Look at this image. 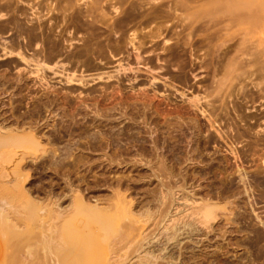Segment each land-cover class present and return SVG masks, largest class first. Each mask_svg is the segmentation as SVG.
<instances>
[{
    "label": "bare ground",
    "instance_id": "1",
    "mask_svg": "<svg viewBox=\"0 0 264 264\" xmlns=\"http://www.w3.org/2000/svg\"><path fill=\"white\" fill-rule=\"evenodd\" d=\"M163 1L156 9L152 0H84L81 7L76 0H0V59L11 58L7 60L9 63L3 60L0 67L14 66L20 71L16 75L12 70V73H1L0 70V89H16L23 95L13 98L16 105L11 103L14 105L12 118L11 115L5 117L0 123V218L15 239L10 244L13 252L5 259L9 264H44V253L52 250L51 264H256L264 260V219L261 211L257 212L264 205L261 208L259 198L252 197L256 183L259 189V185L264 184L260 177L264 172V36H260L264 34V0ZM108 6L114 8V17L108 16L111 11L107 13L104 8ZM160 18L166 20L159 23L155 32L152 26L145 38H158L172 19L183 24L181 31L174 28L177 32V36L174 35L177 37L176 55L171 53L168 57L178 63L175 66L178 72L173 76L175 81L186 87L192 85L194 89V79L199 73L195 74V70L210 66L213 70L208 78L210 82H206L208 76L198 80L207 83L200 82L204 88L202 95H194L193 91L198 88L191 91L193 97L188 106L180 110L179 107L176 120L165 123L169 130L166 136L150 135L151 148L145 146L147 139L142 136L145 132L139 124L138 127L129 124L123 131H115L107 122V130L95 132L91 128L97 125L96 118L89 116L87 119L88 114H84L87 120L81 125L69 120L67 132L60 130L64 120L59 126V123H52L53 128L47 135L40 122L53 103L48 97L45 101L41 98L33 100L32 111L26 118L17 114L25 102L27 93L24 95L23 91L31 83H38L46 87L45 90L52 88L54 84L48 71L65 83L81 81L85 84L89 80L114 77L120 82L121 73L135 68L140 70L141 67H132L122 55L127 45H131L137 51L136 64H146L141 50L144 41L138 38L140 29L137 26V31L129 34L127 28L136 20L139 25H150ZM69 24L74 27L72 36L74 30L84 32L81 50L68 51L71 45L68 47L66 42L74 40L64 37L71 32ZM99 24L107 28L106 33L98 28ZM171 30L168 35L173 32ZM238 32L241 38L233 54L223 50L225 45L238 38L235 35ZM171 34L164 43L174 44L171 40L175 37ZM257 34L260 35L257 37ZM169 59L164 60L168 62ZM76 62L81 63L79 75L73 66H69L78 65ZM111 62H116V70H105ZM191 75L195 84L191 82ZM38 85L37 88H41ZM188 89L177 91L186 96ZM186 114L194 115L184 121L182 117H187ZM225 125L227 131L223 128ZM257 127L258 131H255ZM251 131L255 132L256 139L252 137L254 142L249 145L260 147L258 151L251 147L252 155H258L262 164H259L260 160L259 163L255 161L261 167L254 168L253 164L254 170H247L253 171L250 174L244 163L248 160H245V155L248 158L245 153L251 152H245L239 144L243 138H246L243 142L248 141L245 136L249 134L250 138ZM123 141L129 146H123ZM212 144L217 147L216 152L228 155L224 154L222 159L216 155L219 160L214 155L208 159L207 150ZM135 147L143 153L135 155ZM162 148L165 152L159 151ZM97 152H103L102 156L96 158ZM126 159L135 167L146 168L139 170L136 177L111 176L112 166L121 165ZM196 161L202 164L197 172L191 167ZM222 163L226 165L222 167ZM79 169L83 174L75 181L71 172ZM95 169L103 173L95 175L92 172L94 175L90 176L88 173ZM61 170L69 173L60 177ZM36 173L39 176L34 177ZM199 176L214 177L213 183H209L211 187L206 185L210 199L206 196L207 200L204 198L206 201L195 206L192 213L182 215L181 210H175L182 204L183 197H186L185 202L191 200V204L201 201L194 198L197 195L194 180L200 179ZM179 192L181 196L177 197ZM67 197L69 201L65 203ZM230 197L239 198L242 205H236L235 200L227 201ZM212 198L216 200L214 204ZM225 201L229 212L224 215V220L233 229L220 225L215 229L212 222L216 217L215 210L226 209ZM45 215L54 216L60 222L56 227H49L41 222ZM36 220L39 223L34 227ZM246 231L239 238L231 235ZM210 234H218L226 246L217 242L209 252L203 242L212 241ZM242 246L244 254L234 259L226 258Z\"/></svg>",
    "mask_w": 264,
    "mask_h": 264
},
{
    "label": "rangeland",
    "instance_id": "2",
    "mask_svg": "<svg viewBox=\"0 0 264 264\" xmlns=\"http://www.w3.org/2000/svg\"><path fill=\"white\" fill-rule=\"evenodd\" d=\"M154 1V6L156 9H159L160 5H163L161 3H163L164 1L163 0H152V2ZM76 2L78 3V7H81V4H83L84 0H76ZM119 6V5H118ZM149 6V7H148ZM166 6V5H165ZM164 6V7H165ZM84 7V5H83ZM148 7V9L150 8V5H146V8ZM106 8V12H110L111 13H108V16L110 14V17H114L116 15V12L114 10V8L112 6H108V7H104ZM166 9L167 6L165 7ZM112 9V10H111ZM114 11V12H113ZM151 11V10H150ZM148 11V12H150ZM114 14V15H113ZM165 18H160V19H156L155 22L151 23L150 25H139V23L137 22L138 20L133 21L127 28V33L131 34L134 30L137 29V26H138V29H140V31L142 30V27H146L142 32L138 31V38L139 40H143L144 41V44H143V48L141 49L143 51V55L144 58L142 60H144L146 62V64H139L137 65L136 64V59H135V54L137 51L134 50V48L131 46V45H127L126 47V50L124 51V53H122V55L124 56V58H126V61L129 60L132 64V67H138L140 68V70H137L136 68L134 70H128V71H125V73H121L120 74V78L122 79L120 82L118 81L117 78H111V79H100V80H95V81H90L89 80V83L86 82L85 84L84 83H81L80 82H71V83H65V81L63 82L59 77L58 75H55L48 71L47 74L48 76L50 75L51 77V83L54 84L52 86V88H48V90H45L47 89L46 87H42L40 85H38V83L36 85H32L33 83H31L30 86H28V88H26L24 91H23V94L25 95V93H27L25 95V102L23 103V105H21L20 109V112L17 113L18 115H23V117H27L28 116V113L32 111V108H33V105H31L32 103H34L36 100H41L42 101H45L46 99H50L53 101L52 103V107L50 106V110L47 111L44 115V118L42 119V121L40 122V124L42 125V129H43V132L47 135L49 133V131L53 128V125H51L52 123L55 125H57L58 123V126L61 125V122H63L64 120V123H63V126H65L66 129H63L64 127L61 126L60 127V130L63 132H67V125L69 124V120L71 122V119L75 120L79 125H81V123H85L86 120L91 117H95L96 118V126H92V131H95V132H104V130H107L108 126H111L113 127V130L115 131H123V128L129 124H135L137 126V124H139V127L141 130H143L142 132H145V133H142L143 137L145 136L144 139H147V142L145 144V146H147V148H151L152 147V143L150 142V135H159L160 138H162L164 135L166 136V132H168L169 130H167L166 128L168 127V125H166L168 123V121H174L176 120L175 117H177V114L178 111L183 107H186V105L188 106L189 104V99L191 97H193V93L195 92L194 95H197V94H200L202 95L203 93V89L202 88V83L205 85L207 84L206 82H210V79H208L210 77V72L212 73V70H213V67H209L208 69H203V70H195V74H197V78L194 79L196 80V84H195V81L193 80V75H191L192 77V80L191 82H193L192 84H195L194 85V89L192 88V85H187V87L183 84L181 85V83H179L178 81H175V78L173 76H175L178 72V67H175L177 66V62L175 61V59L170 58V55L172 53V55H176V43H177V34L175 35V29L177 28L176 31H178L179 29L182 30V23L180 24V20H176V19H172L170 20V23L167 22L166 25H167V28H163V30L160 32V36H156L158 38H154L153 37L150 39V38H145L147 37V32L149 30H154V32L156 31V27L159 25V23L161 24ZM114 19L111 20V22L113 21ZM159 20H162V21H159ZM176 20V21H174ZM159 21V22H158ZM202 21V20H201ZM134 23V24H133ZM158 23V24H157ZM169 24V25H168ZM172 24V25H171ZM179 24V25H178ZM200 24V21L196 24V26H198ZM155 25V26H154ZM174 25V26H173ZM70 26L71 24L68 25V29L69 31L71 32H67L69 34V36H67L68 34L66 33L64 35V37H70L69 40L71 39H74V40H71L70 42H66V44L68 45V47L70 46V49H68L69 52H75L77 50H81V47H82V41H81V38L82 36V33L84 32H81V30H79L80 32L78 33L77 31L74 30V34L73 36L75 35V37L73 38L72 36V32H73V29L74 27L71 26V29H70ZM153 26V27H152ZM173 26V27H172ZM141 27V28H139ZM150 27V28H149ZM152 27V29H151ZM181 27V28H180ZM98 28H101V31L103 32H107V28L101 24L98 25ZM131 28V29H130ZM173 28V29H172ZM175 28V29H174ZM104 29V30H103ZM172 29L173 32H171L173 34V36L175 37L174 39H172L171 41L175 44H172L170 41L167 42V43H164L166 39H168L170 37V34L169 35L167 34L168 32H170V30ZM100 30V29H99ZM171 30V31H172ZM179 30V31H181ZM137 31V30H136ZM146 31V32H145ZM165 32V33H164ZM186 33V32H184ZM183 33V34H184ZM171 34V35H172ZM238 34V35H237ZM163 35V36H162ZM165 35V36H164ZM167 35V36H166ZM238 38H236L235 40L229 42L227 45H225V47H223V50H229V52L231 54H233V52L235 51L234 48H236V46H238L239 44V40L241 38V36H239V32L235 34ZM260 34H257V37L259 36ZM141 36V37H140ZM169 36V37H168ZM260 36H264V34H261ZM143 37L145 38V40L143 39ZM165 39H164V38ZM255 37V38H257ZM104 38V37H103ZM153 41V42H152ZM175 41V42H174ZM71 42H74V43H71ZM82 42V43H81ZM73 44V45H72ZM167 44V45H166ZM172 44V45H171ZM171 47H168L170 46ZM174 45V46H173ZM130 46V47H129ZM67 47V48H68ZM78 47V48H77ZM227 47V48H226ZM130 48V49H129ZM165 48V49H164ZM166 48H169V49H166ZM72 49V50H71ZM76 49V50H75ZM157 49V50H156ZM140 50V52H142ZM150 50V51H149ZM169 52H167V51ZM188 50V49H187ZM234 50V51H233ZM174 51V52H172ZM167 52V53H166ZM126 55V56H125ZM128 55H129V59H128ZM169 57V58H168ZM6 58V56H5ZM3 59L5 60V62L9 63V61L11 60L10 57H7V59ZM149 58V59H147ZM161 58V59H160ZM190 58V57H189ZM8 59H10L9 61H7ZM147 59V60H146ZM164 59H169L168 62L165 61ZM0 59V63L3 61ZM149 60H150V63H149ZM81 61V59H80ZM173 61V62H172ZM175 61V62H174ZM4 62V61H3ZM168 64H167V63ZM171 65H170V63ZM148 63V64H147ZM75 64H78V65H72L70 64L69 66H73L75 68L76 73L81 74V68L79 70V67H81V63L80 62H76ZM116 64V62H112L109 64V67L105 70L107 71H114V69L116 70V68L114 67ZM157 65V66H156ZM173 65V66H172ZM150 66V67H149ZM154 66L155 68H152ZM4 67V68H3ZM23 68V67H22ZM143 68V69H142ZM150 68V69H149ZM4 69V70H3ZM6 69V70H5ZM154 69V70H153ZM189 70V67L187 68ZM0 70H1V73H12V71L16 74L20 71H18L17 68H15L14 66L11 67H8V65L6 66H1L0 67ZM3 70V72H2ZM9 70V71H8ZM12 70V71H10ZM104 70V71H105ZM166 70V71H165ZM171 72H170V71ZM187 70V71H188ZM162 71V72H161ZM80 72V73H79ZM165 72V73H164ZM176 72V73H175ZM189 73V76H190V71L188 72ZM17 75V74H16ZM58 78H54V77H57ZM156 78H154V77ZM200 76V77H198ZM207 77V81L206 82H203V81H198L200 78L202 77ZM124 77V78H123ZM153 77V78H152ZM88 79H90V77H87ZM158 78V79H157ZM53 79V80H52ZM124 79V80H123ZM156 79V80H155ZM173 79V80H172ZM204 79V78H203ZM59 80H61L62 82H60ZM117 80V81H116ZM156 82H155V81ZM155 84H154V82ZM159 81V82H158ZM172 83H171V82ZM123 82V83H122ZM152 82V83H151ZM167 82V83H166ZM200 82L201 85H200ZM64 83V84H63ZM73 83V84H72ZM71 84V85H70ZM163 84V85H162ZM180 84V85H179ZM37 85L38 87H41V88H37ZM122 85V86H121ZM179 85V86H178ZM34 86V89H31L33 88ZM55 86L57 88H55ZM138 86V87H137ZM145 86V87H144ZM159 86V87H158ZM184 86V87H183ZM198 86V87H197ZM60 90L59 91V89ZM153 87V88H152ZM177 87V88H176ZM190 87V88H189ZM24 88V87H23ZM35 88L36 91H35ZM139 88V89H138ZM144 88V89H143ZM185 88H189L188 89V92H186L185 94L187 95L184 96L182 95L181 93L183 91H187V89H184ZM196 88H198V91L195 90ZM32 90L30 91L31 93L28 94L29 90ZM50 89V90H49ZM53 89V90H52ZM55 89V90H54ZM57 89V91H56ZM115 89V90H114ZM165 91H164V90ZM192 89V90H191ZM201 91H200V90ZM3 89H0V123L4 120V118H12V113H11V109L14 105H16V102H14V97H22L23 95L22 94H19L18 92H16V89H11V88H7L6 90H3ZM33 90L35 92H33ZM95 90V91H94ZM146 90V91H145ZM148 90V91H147ZM177 90H183L182 92L181 91H177ZM195 90V91H193ZM26 91V92H25ZM28 91V92H27ZM39 91V92H38ZM52 91V92H51ZM56 91V92H55ZM66 91V92H64ZM170 91V92H169ZM193 91V93L191 92ZM33 92V93H32ZM60 92V93H59ZM165 92V93H164ZM54 93V94H53ZM101 93V94H100ZM170 93V95H169ZM192 93V94H191ZM68 94V96H67ZM181 94V95H180ZM21 95V96H20ZM29 95V96H28ZM67 99H66V97ZM99 95V96H98ZM162 95V96H161ZM167 95L168 96V99L170 98V100L166 99L167 98ZM37 96V98H36ZM158 96V97H157ZM166 96V97H165ZM171 96V97H170ZM48 97V98H46ZM64 97H65V100H64ZM101 97V98H100ZM164 97V98H163ZM14 98V99H13ZM34 98V99H32ZM83 98V99H82ZM32 99V100H31ZM36 99V100H35ZM54 99V100H53ZM35 100V101H33ZM68 100V101H67ZM33 101V102H32ZM151 101V102H150ZM187 101V102H186ZM264 102V101H263ZM14 104L13 106H11L12 104ZM149 106V107H148ZM180 107V108H179ZM179 108V110H178ZM182 108V109H183ZM73 109V111H72ZM111 109V110H110ZM75 110V111H74ZM178 110V111H177ZM7 112V113H6ZM26 112V113H24ZM70 113V114H69ZM195 113V111H194ZM84 114H88L87 115V119H85L84 117ZM173 114V115H172ZM11 115V116H10ZM26 115V116H25ZM57 115V116H56ZM186 116H183L182 117V120L184 119V121L188 120L189 118L188 117H193L194 114H186ZM10 116V117H9ZM16 117V116H15ZM188 118V119H186ZM29 119V118H28ZM44 120V121H43ZM204 120V118L202 119V121ZM67 121V122H66ZM109 122L108 126L105 125V123ZM47 123V124H46ZM50 123V124H49ZM68 123V124H67ZM166 123V124H165ZM65 124V125H64ZM47 125V127H46ZM50 125V126H48ZM45 128H44V127ZM77 126V125H76ZM105 128H104V127ZM81 127V126H80ZM138 127V126H137ZM224 130L227 129L226 125L223 126ZM261 129V128H259ZM65 130V131H64ZM75 130H77V127L75 128ZM228 130V129H227ZM226 130V131H227ZM78 131V130H77ZM255 131H258V127L256 128ZM211 132V131H210ZM210 132H204L205 134L206 133H210ZM214 132V131H212ZM253 133V135L255 136V132L254 131H251ZM153 133V134H152ZM162 133V134H161ZM147 136H146V135ZM214 134H216L214 132ZM262 133H260L261 135ZM162 135V136H161ZM252 135V134H251ZM250 135V138H249V134H247L245 137H247V142H243L245 139L243 138L242 140V143L239 144V148H242L245 150V152L248 150L249 153L251 152V154H248V153H245L247 154L248 158L246 157L245 155V160H249V159H253L252 160V164H251V160H247L244 164H245V167H246V171L247 170H254L255 166L258 167V165L262 164V160H260L257 156H254L252 154H254V152H252L253 148L256 149L257 151L259 150L260 147H257V146H254V144L251 146L249 145L250 143L254 142L253 140L256 139V136L254 137L253 135L251 136ZM66 137V136H65ZM254 138L253 140L251 138ZM68 138V137H66ZM150 138V139H149ZM149 139V140H148ZM251 140V141H250ZM125 142L126 141H123V146H126L127 147L129 146L127 143L125 145ZM249 142V143H248ZM247 144V145H244V144ZM243 147H242V145ZM213 146V147H211ZM209 148H208V153L210 155H206L209 158H213L212 155H214V157L218 158V160L220 159L219 157H221V159L223 158L224 154L226 155L227 153L226 152H222L220 151V155L216 152L217 150V147L215 145H211ZM250 147V148H248ZM253 147V148H251ZM137 149V150H135ZM215 149V150H214ZM252 149V150H251ZM141 149L135 147L133 148V152H135V155L137 153H143L140 151ZM244 150H241L244 151ZM251 150V151H250ZM160 152H165V149H161L159 150ZM215 151V152H214ZM211 152V153H210ZM214 152V153H213ZM223 154H222V153ZM102 153L103 152H97L96 153V158H99L102 156ZM206 153V151L204 152ZM213 153V154H212ZM243 153V152H242ZM146 155V154H144ZM219 157H217V156ZM228 155V154H227ZM250 155V156H249ZM126 156V155H124ZM123 156V157H124ZM147 156V155H146ZM212 156V157H211ZM253 156V157H252ZM231 157V156H229ZM250 157V158H249ZM252 157V158H251ZM258 158V159H257ZM255 159V160H254ZM258 160V161H257ZM259 160L261 163H259ZM254 161V162H253ZM255 161L256 164H255ZM198 161L194 162L191 167L194 169H196V172L199 170V168L201 169L202 167V164L201 163H197ZM217 162V167H218V161ZM232 162H234V160H232ZM128 163V164H127ZM224 163V162H223ZM222 163V167L225 166L226 164H223ZM247 163V164H246ZM127 164V165H126ZM216 164V163H215ZM250 164H251V167L253 166V164H255L252 168H250ZM259 165V166H260ZM198 166V167H197ZM249 166V168L247 167ZM261 167V166H260ZM259 167V169H261ZM146 167H135L132 163L129 162L128 159H126L125 163L121 164V165H113L112 166V169H113V172L111 173V176H113L114 174L117 176H122V175H129V176H133V177H136L137 176V173L139 170L141 169H144ZM185 168V167H184ZM191 168V169H192ZM248 168V169H247ZM186 169V168H185ZM80 170V171H79ZM79 170H75L74 172L79 173L75 175V173L72 171L71 172V176H73L74 180L75 181H78L79 177L81 176V174H83V170L82 169H79ZM96 170V169H95ZM91 171L89 172L88 174H91L90 176L94 175L92 174V172L95 173V175L99 174L100 173H103V171L99 170V171ZM190 170V169H189ZM257 170V169H255ZM82 171V172H81ZM69 173L68 171H64L62 172H59L60 173V177H64L66 173ZM248 173H252L253 171H247ZM260 172V171H259ZM263 172V171H262ZM63 173V174H62ZM73 173V174H72ZM84 173H85V170H84ZM37 174V175H36ZM34 175V177H37L39 176V173H36ZM63 175V176H62ZM59 177V175L57 176V178ZM77 177V178H76ZM198 177V176H197ZM200 179L196 178L194 180V185L196 186L195 189H196V192H197V195L194 196L195 198V201L197 200H201V201H197L198 203H192L191 204V200L185 202L184 199L186 197H181V201H180V207L175 210V211H179L181 210V213L182 215L184 214H188V213H192L193 210H195V206H199V204L201 202H204L207 200V198L209 197L210 199V195H208V188L209 186L213 183V176H205V178H201V176H199ZM212 177V178H211ZM235 177V176H234ZM260 177L261 179L264 180V172L263 173H260ZM237 178V177H236ZM62 180V178H59ZM205 179V180H204ZM209 179V180H208ZM211 179V180H210ZM59 180V181H61ZM207 180V181H206ZM253 180V179H252ZM212 183H211V182ZM40 182V181H39ZM199 183V184H198ZM211 183V184H209ZM252 183L255 185L256 182H254V180L252 181ZM209 184V185H208ZM199 185V186H197ZM205 185V186H204ZM206 185H208L206 187ZM189 186V185H188ZM257 187H255V191L253 190V192L255 194L252 195L253 198H256L255 200H260L259 202V205L258 206H262L264 205V201H262L264 198L263 196H261V193L263 192L264 193V190L262 191L261 190V186L262 188H264V184H262L261 186L259 185L260 189L258 188V185L256 183L255 185ZM206 187V188H205ZM211 187V186H210ZM105 188V187H103ZM189 189V188H188ZM205 189V191H204ZM259 189V190H258ZM190 190V189H189ZM200 190V192H199ZM259 191L258 193L256 191ZM199 192V193H198ZM205 193V194H204ZM262 193V195H263ZM180 195H178L177 197L181 196V193L179 192ZM182 195H185L186 196V193H182ZM203 195V196H202ZM205 195V197H204ZM206 196H208L206 198ZM199 197V198H197ZM200 197H202L200 199ZM190 198V197H188ZM204 198H206V200H204ZM197 199V200H196ZM65 200V203H67L69 201L68 197L64 199ZM193 200V199H192ZM213 198L211 199V202L214 204L215 201L213 200ZM229 200H235L236 202V205H239L241 206L242 205V200H240L239 198H233V197H230L227 201ZM227 201L223 202L226 203ZM194 204V205H193ZM222 202L220 205H223ZM262 204V205H261ZM226 205V209H216L215 210V213L217 211V213L215 214L216 217L215 219L212 221L213 222V227L215 229H217L220 225V226H223L225 227L226 229H233L230 225L226 224V221L224 220L225 216L227 215V213L229 212V205L228 203L225 204ZM194 208H193V207ZM184 209V210H183ZM183 210V211H182ZM238 208L236 209V211L238 212ZM186 211V212H185ZM261 211V213L259 212ZM250 212V211H249ZM257 212L260 213L262 219H264V207L262 209H257ZM225 215V216H224ZM258 221V220H257ZM257 221H253L254 223H257ZM264 221V220H263ZM41 222L47 226H51V227H56L57 226V222H60V220H57L56 217H52L50 215H45L44 218L41 220ZM38 223H39V220H36L35 223H33V226L34 227H37L38 226ZM219 223V224H218ZM217 225V226H216ZM238 226H241V224H239ZM259 227H261V225H258ZM217 227V228H216ZM246 232H243V233H236L234 232L232 235V237H241L243 235H245ZM231 235H230V238H231ZM228 235H226L225 237H227ZM198 237V236H197ZM210 239H212V241L210 242V240H205L203 243L209 247V252L212 251L213 247L216 245L215 243L217 242H220V243H226V242H223L219 237H218V234L215 235V234H210L209 235ZM217 237V239H216ZM200 238V236L198 237ZM14 238H13V235L10 233L9 231V228H6L5 226V222L2 221V219L0 218V264H9L5 259L6 257L11 254L13 252V249L10 247V244L12 242H14ZM197 241H199L198 239H195ZM229 240V238H228ZM231 242V241H230ZM202 243V242H201ZM232 245V244H231ZM226 246V244H225ZM234 246V245H233ZM235 248V247H234ZM52 252H54L53 250L49 253H44L46 255V261H44V264H51V260H52ZM245 253V250L242 247H239L237 249V251L235 252H231L227 255L226 258H230V259H234L235 256H239L241 254H244ZM264 260H259L258 262H256V264H262L264 263L263 262ZM47 262V263H46ZM19 264V263H17Z\"/></svg>",
    "mask_w": 264,
    "mask_h": 264
}]
</instances>
